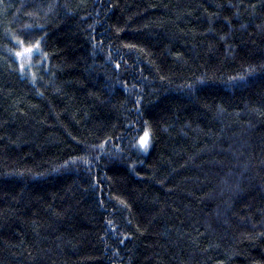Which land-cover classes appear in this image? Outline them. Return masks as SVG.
<instances>
[{
  "label": "trees",
  "instance_id": "trees-1",
  "mask_svg": "<svg viewBox=\"0 0 264 264\" xmlns=\"http://www.w3.org/2000/svg\"><path fill=\"white\" fill-rule=\"evenodd\" d=\"M0 264H264V0H0Z\"/></svg>",
  "mask_w": 264,
  "mask_h": 264
},
{
  "label": "snow or ice",
  "instance_id": "snow-or-ice-1",
  "mask_svg": "<svg viewBox=\"0 0 264 264\" xmlns=\"http://www.w3.org/2000/svg\"><path fill=\"white\" fill-rule=\"evenodd\" d=\"M223 39V37H222ZM35 48L36 51H39L40 50V43L39 41L33 46ZM33 49L32 48H29L28 51L31 52ZM235 79V78H233ZM148 136L149 134L146 132L145 135L143 137L140 138V141H139V147L142 148V149H146L147 146H148Z\"/></svg>",
  "mask_w": 264,
  "mask_h": 264
},
{
  "label": "rangeland",
  "instance_id": "rangeland-1",
  "mask_svg": "<svg viewBox=\"0 0 264 264\" xmlns=\"http://www.w3.org/2000/svg\"><path fill=\"white\" fill-rule=\"evenodd\" d=\"M27 56V50H22L19 55H18V58L19 59H22L24 60V58ZM145 134L142 135V137L144 136Z\"/></svg>",
  "mask_w": 264,
  "mask_h": 264
}]
</instances>
